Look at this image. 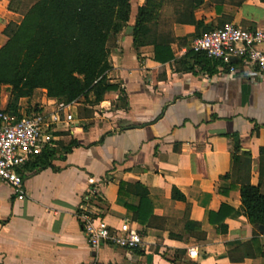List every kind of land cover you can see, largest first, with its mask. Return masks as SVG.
I'll use <instances>...</instances> for the list:
<instances>
[{
  "label": "crops",
  "instance_id": "crops-1",
  "mask_svg": "<svg viewBox=\"0 0 264 264\" xmlns=\"http://www.w3.org/2000/svg\"><path fill=\"white\" fill-rule=\"evenodd\" d=\"M132 1L130 22L107 44L117 95L80 99L67 109L74 122L44 127L20 170L22 197L0 183V264H264V227L241 201L245 185L264 194V76L240 59L231 74L190 48L227 24L264 33V2L164 3L136 45L145 1ZM35 2L16 10L0 0V49ZM256 50L264 54V40ZM59 104L37 89L17 112L49 117ZM92 189L91 211L120 234L138 232L143 248L90 247L79 213Z\"/></svg>",
  "mask_w": 264,
  "mask_h": 264
},
{
  "label": "trees",
  "instance_id": "trees-1",
  "mask_svg": "<svg viewBox=\"0 0 264 264\" xmlns=\"http://www.w3.org/2000/svg\"><path fill=\"white\" fill-rule=\"evenodd\" d=\"M15 1L14 8L21 9L23 0ZM131 1L37 0L19 25H9L5 31L8 41L0 49V112L4 86L10 93L4 112L16 117H20L19 101L37 89L67 105L80 99L93 105L112 100L118 90L107 79L111 69L107 44L130 22ZM144 1L134 26L136 45L144 43L148 24L156 20L162 6V0ZM185 1L195 8L202 0ZM195 54L208 59L205 54ZM241 201L249 223L264 227L261 190L243 186Z\"/></svg>",
  "mask_w": 264,
  "mask_h": 264
},
{
  "label": "built area",
  "instance_id": "built-area-1",
  "mask_svg": "<svg viewBox=\"0 0 264 264\" xmlns=\"http://www.w3.org/2000/svg\"><path fill=\"white\" fill-rule=\"evenodd\" d=\"M263 40L264 33L260 31H249L227 24L195 39L190 48L194 53L205 54L208 58L219 61L231 74L236 71L233 60L240 59L251 71L258 69L264 76V54L256 50ZM68 107L69 105L60 103L49 117L42 113L16 117L0 112V183L11 185L20 197L25 193L20 170L34 156L44 127L74 122L73 115L67 111ZM98 197L99 190L92 189L86 205L80 207L79 213L90 247L94 251L106 244L129 251L143 248L145 243L138 232L131 230L120 234L112 230L101 215L91 211L87 204ZM188 254L192 258L196 257L197 249H189Z\"/></svg>",
  "mask_w": 264,
  "mask_h": 264
},
{
  "label": "rangeland",
  "instance_id": "rangeland-1",
  "mask_svg": "<svg viewBox=\"0 0 264 264\" xmlns=\"http://www.w3.org/2000/svg\"><path fill=\"white\" fill-rule=\"evenodd\" d=\"M35 1H37V0H27V2H29L30 4L33 3V2H35ZM180 2H181V0H162V6H163L164 3H166L167 9H170V8H168V6L169 7H172V6L175 5V3H178L179 4ZM14 3H16V1ZM136 4H137V2L131 1V6H134V5L136 6ZM154 30H155L154 25H152L151 28H150V31L153 33ZM9 94L10 93L8 92L7 87L4 86L2 88V100H4L7 96L9 97Z\"/></svg>",
  "mask_w": 264,
  "mask_h": 264
}]
</instances>
